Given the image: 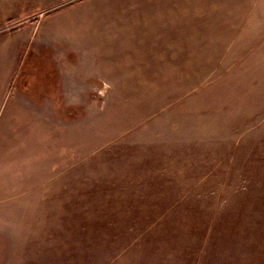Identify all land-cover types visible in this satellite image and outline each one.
<instances>
[{"label":"rangeland","instance_id":"1","mask_svg":"<svg viewBox=\"0 0 264 264\" xmlns=\"http://www.w3.org/2000/svg\"><path fill=\"white\" fill-rule=\"evenodd\" d=\"M54 3L65 31L0 27V264H264V31Z\"/></svg>","mask_w":264,"mask_h":264},{"label":"crops","instance_id":"2","mask_svg":"<svg viewBox=\"0 0 264 264\" xmlns=\"http://www.w3.org/2000/svg\"><path fill=\"white\" fill-rule=\"evenodd\" d=\"M58 1L60 2L63 0H0V27L7 26L8 30H10L7 32V35L10 36H7L6 41L4 42H6V44H13L14 48L18 47L19 44L20 47L22 45V48H25V44H27L29 41L28 39H30L29 35L26 36V39L23 38L25 37V33L29 32L30 34V32H33L35 28L37 26L39 27L41 24L43 27L47 28L45 32H50L56 29L59 31H65L67 26L71 24L73 12H76L77 8L64 7L58 11H55L53 15H47V19L45 18L47 17L46 15L43 16L44 10L48 6L55 4L54 2ZM165 1L175 0H114L115 4L126 5L127 7L125 9L132 13V15H147V13L154 14L156 15L157 19H159V21H163L164 14L173 15L174 13H177V16L180 15L181 18H183L188 13H190V11H192L196 17L195 20L198 23H200L202 20H208V31H203L205 36L201 38V41L203 43H208L207 45H203L204 47L212 49H231L235 47V43L238 41L234 40V37H237V35L231 34L234 32V30H236V21L239 19L241 21L240 23L244 22L243 24L245 26L253 27V31H264V18H262L263 15L261 16L256 14L252 16V18H255L256 24L252 23L253 25H251L250 22L247 21V19L251 18V13L254 11L252 8L257 4H264V0H191L192 2L190 3H192V10H188V7L186 8L187 10H185L184 6L176 4L171 11L168 9V7H165ZM249 2H253L252 7L251 5H248ZM105 3H108V1H105ZM190 3H188L187 6L190 7ZM20 9H25L22 15L23 19L16 21V18H20L19 16H21L19 13ZM41 12L43 14L42 16L39 15ZM38 15L41 17L38 18ZM32 16L34 19L31 18ZM121 21V23H118L119 25L125 23L124 19H121ZM16 23L17 25H14ZM201 29L202 28L200 27V24L195 25L193 32L199 33L201 32ZM199 35L200 33L194 39L196 40L201 37ZM161 36L162 35H159L157 38ZM52 40L53 38L48 36V34L38 36V41L47 46L52 43ZM198 42L200 43V40ZM199 46L201 45L194 47L199 48ZM252 46L257 45H248L246 48ZM21 57L22 55H20V58ZM18 60L19 58L17 59V64L19 62ZM61 73L63 80L66 79L65 75L67 74V68H65V70H61ZM263 77L264 76H262V78Z\"/></svg>","mask_w":264,"mask_h":264}]
</instances>
